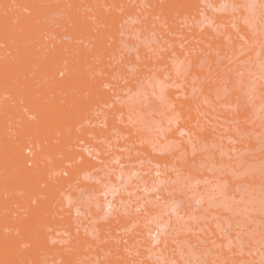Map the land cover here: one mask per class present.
Here are the masks:
<instances>
[{"label": "rangeland", "instance_id": "374dc122", "mask_svg": "<svg viewBox=\"0 0 264 264\" xmlns=\"http://www.w3.org/2000/svg\"><path fill=\"white\" fill-rule=\"evenodd\" d=\"M0 264H264V0H0Z\"/></svg>", "mask_w": 264, "mask_h": 264}, {"label": "bare ground", "instance_id": "6f19581e", "mask_svg": "<svg viewBox=\"0 0 264 264\" xmlns=\"http://www.w3.org/2000/svg\"><path fill=\"white\" fill-rule=\"evenodd\" d=\"M108 206H109V204H108Z\"/></svg>", "mask_w": 264, "mask_h": 264}]
</instances>
